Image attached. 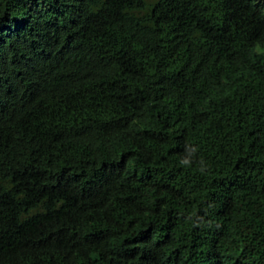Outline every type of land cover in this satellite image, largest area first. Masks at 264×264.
<instances>
[{
	"label": "trees",
	"instance_id": "16d2710c",
	"mask_svg": "<svg viewBox=\"0 0 264 264\" xmlns=\"http://www.w3.org/2000/svg\"><path fill=\"white\" fill-rule=\"evenodd\" d=\"M0 264H264V0H0Z\"/></svg>",
	"mask_w": 264,
	"mask_h": 264
},
{
	"label": "clouds",
	"instance_id": "9594fccd",
	"mask_svg": "<svg viewBox=\"0 0 264 264\" xmlns=\"http://www.w3.org/2000/svg\"><path fill=\"white\" fill-rule=\"evenodd\" d=\"M180 163L184 166H190V160L187 157L182 158Z\"/></svg>",
	"mask_w": 264,
	"mask_h": 264
}]
</instances>
